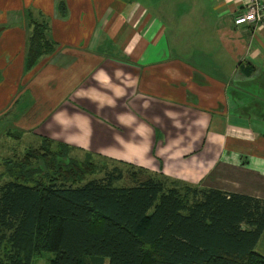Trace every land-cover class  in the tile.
I'll return each instance as SVG.
<instances>
[{
    "label": "crops",
    "instance_id": "obj_1",
    "mask_svg": "<svg viewBox=\"0 0 264 264\" xmlns=\"http://www.w3.org/2000/svg\"><path fill=\"white\" fill-rule=\"evenodd\" d=\"M180 2L189 3L183 13ZM237 8L235 0H0V151L14 157L45 140L69 159L264 200V18L235 26ZM27 13L46 22L53 43L30 68ZM254 251L264 257V230Z\"/></svg>",
    "mask_w": 264,
    "mask_h": 264
},
{
    "label": "trees",
    "instance_id": "obj_2",
    "mask_svg": "<svg viewBox=\"0 0 264 264\" xmlns=\"http://www.w3.org/2000/svg\"><path fill=\"white\" fill-rule=\"evenodd\" d=\"M26 15L30 68L53 43L46 22ZM66 154L43 140L0 161V264L41 253L53 254L47 264H264L254 251L264 200Z\"/></svg>",
    "mask_w": 264,
    "mask_h": 264
},
{
    "label": "rangeland",
    "instance_id": "obj_3",
    "mask_svg": "<svg viewBox=\"0 0 264 264\" xmlns=\"http://www.w3.org/2000/svg\"><path fill=\"white\" fill-rule=\"evenodd\" d=\"M235 2L238 4L239 1L238 0H235ZM188 5H189V3H187V2H180L175 7V11H177V9H178L179 12H177V13H183L184 10L185 11L187 10ZM191 22H193V19H191ZM192 29H190V30H192ZM224 36L231 37L230 31H225ZM196 37L197 36L196 35L194 36L192 32H189L187 34V40H186V42L189 43V44H192V47L191 48H193L194 45H195V42H196L195 39H196ZM173 52H175V51H173ZM209 61L210 60H208V63L210 64L211 61L210 62ZM214 69H215V71L218 70L219 75H221V76L223 75V77H226V70L221 69V67L220 68L219 67H216ZM0 140L3 141V138H1ZM28 147L29 146H26L25 148H27V150H28ZM29 149H31V148H29ZM27 150H25V152ZM20 156H22V154L18 153L17 156H14V157H20ZM0 158L1 159H6V158L11 159L13 157H12V155L9 154L8 149H4V150L0 151ZM71 159L72 160H76V159H73V158H71ZM79 160H82V159H79ZM124 170H126V168H121V171H124ZM99 176L100 175H98L97 177H99ZM92 178L93 177H89L88 179H92ZM119 185H121V183H119ZM52 258H53V254L52 253H41L39 257H36L34 259L33 264H47V261L48 260H51ZM103 264H108V260L107 259H103Z\"/></svg>",
    "mask_w": 264,
    "mask_h": 264
},
{
    "label": "built area",
    "instance_id": "obj_4",
    "mask_svg": "<svg viewBox=\"0 0 264 264\" xmlns=\"http://www.w3.org/2000/svg\"><path fill=\"white\" fill-rule=\"evenodd\" d=\"M234 1V0H232ZM238 12L232 19L233 25H241L248 22H260L264 18V0H238ZM240 11V12H239Z\"/></svg>",
    "mask_w": 264,
    "mask_h": 264
}]
</instances>
